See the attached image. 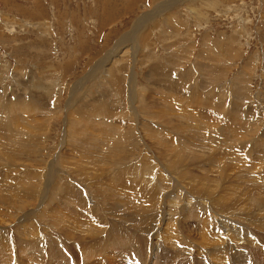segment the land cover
Returning a JSON list of instances; mask_svg holds the SVG:
<instances>
[{
	"label": "rangeland",
	"instance_id": "obj_1",
	"mask_svg": "<svg viewBox=\"0 0 264 264\" xmlns=\"http://www.w3.org/2000/svg\"><path fill=\"white\" fill-rule=\"evenodd\" d=\"M32 102L38 106L20 128V148L8 145L23 153L12 164L0 155V194L15 188L27 198L22 210L0 204L9 211L0 213V247L7 246L3 240L12 247L11 234L15 241L11 264L26 252L21 239L29 242L39 232L61 241L64 233L48 216L60 218L52 192L65 200L78 186L99 205L120 174L133 178L135 188L127 193L139 196L133 207L140 212L124 218L107 207L106 217L118 218L110 222L114 230L136 219L153 256L148 264H264V0H0V111L15 115L21 103ZM107 112L126 133L127 124H137L127 151L116 155L108 152L107 137L106 147L89 143L93 120L112 122ZM41 117L54 121L48 127L38 123ZM64 131L69 138L61 148ZM50 164L54 181L42 204L40 192L27 185H43L45 177L32 178L33 171L47 172ZM101 173L96 197L82 174L92 179ZM122 199L118 204L126 207ZM158 227L154 242L149 235ZM177 239L178 247L170 244ZM80 249L82 257L93 251Z\"/></svg>",
	"mask_w": 264,
	"mask_h": 264
},
{
	"label": "bare ground",
	"instance_id": "obj_2",
	"mask_svg": "<svg viewBox=\"0 0 264 264\" xmlns=\"http://www.w3.org/2000/svg\"><path fill=\"white\" fill-rule=\"evenodd\" d=\"M163 9V8H162ZM161 11V10H160ZM154 13V12H153ZM151 13V14H153ZM143 20V19H142ZM141 20V21H142ZM145 20V19H144ZM144 22V21H143ZM135 28V27H134ZM130 34V33H129ZM135 34V33H134ZM132 35V34H131ZM127 36V35H126ZM126 38V37H125ZM128 39V38H127ZM158 88V87H157ZM75 90V89H74ZM145 90L144 88L141 90L143 91ZM146 91V90H145ZM144 91V92H145ZM146 93H144L143 95H145ZM197 97V96H196ZM130 98L131 101L135 100V93L134 91L130 93ZM138 100V99H137ZM201 100V99H200ZM139 101V100H138ZM137 101V102H138ZM143 101V100H142ZM27 102V101H26ZM141 102V101H140ZM140 102H138L140 104ZM144 102V101H143ZM169 102V101H168ZM16 103V102H15ZM18 103V102H17ZM31 103V102H30ZM138 103L137 106H138ZM135 105V104H134ZM38 105L36 104H32L28 105L25 103H21V111L19 110V112L15 115H12L9 111H5V112H1L0 111V155L1 156H9V160H10V164H12L13 162L16 161L17 156H20L22 152H18V149L13 150V148H11L12 150L9 152V148L8 145H18L20 143V140H22L20 137L23 135L22 131H20V128L23 127V122L25 119H28L27 121L31 120V109L34 110ZM131 106V105H130ZM196 106V105H195ZM35 107V108H34ZM70 108V107H69ZM145 108V107H144ZM104 109V108H103ZM131 109V108H130ZM141 108H139L140 110ZM148 109V108H147ZM178 109V108H177ZM15 110V109H14ZM24 110V113L30 114V115H26L20 117L19 115L24 114L22 113ZM36 110V109H35ZM34 110V111H35ZM151 110V109H150ZM13 111V110H12ZM11 111V112H12ZM31 111V112H30ZM44 111V110H43ZM163 111V109H162ZM37 112V111H36ZM102 112V111H101ZM214 112V111H213ZM40 114H42L41 112H39ZM33 114V113H32ZM38 114V113H37ZM45 114V113H44ZM43 114V115H44ZM50 114V113H49ZM108 118H112V122L110 121H105V119H102L99 122L96 121H92L91 123L95 122L96 124V128L94 129V133L97 134L100 139L98 140L97 137L94 135V133L92 132L91 134H88L89 137H91L92 139L90 140L89 143L93 144L94 146L97 145H101L104 144L105 147L107 146L106 141L104 140L105 137L109 138V142L108 145L110 146V148L108 149V152L111 151L112 153L115 154L116 151H118V149H121L123 151H127V143L132 140V137H134L135 134H137V124L134 123H130L127 124L129 126L128 130H131V133L129 131H127V133L130 135L128 136L127 133L125 132V130L123 129V126L120 124H115V117L114 116H110V114H112L111 112H107L106 113ZM25 115V114H24ZM100 115V114H99ZM214 115V114H213ZM83 117V116H82ZM105 117V116H104ZM162 117L161 114H157L156 118H160ZM49 118V116H48ZM53 117H50V119H52ZM100 118V117H99ZM134 118V117H133ZM137 118V117H136ZM97 119V117H96ZM209 119V118H208ZM36 120L38 121L39 124H41L42 122L47 125L48 127L50 126V124H52V122L54 120H48L45 118H36ZM167 120V119H165ZM199 120V119H198ZM134 121V120H133ZM132 122V121H131ZM166 122V121H165ZM208 122V121H207ZM89 123V122H88ZM73 124V123H72ZM196 124V123H195ZM77 125V124H76ZM70 126V125H69ZM78 126V125H77ZM201 126V125H200ZM35 127V126H34ZM33 127V128H34ZM71 127V126H70ZM40 127H38L39 129ZM41 129V128H40ZM44 129V128H43ZM47 129V128H46ZM51 128L47 129L50 130ZM81 130V129H79ZM86 130V129H85ZM67 131V130H66ZM64 131V136H63V142H61L63 147V143L66 141L67 138H69V131L66 132ZM87 131V130H86ZM240 131V129L238 130ZM247 131V130H246ZM66 132V133H65ZM79 131H76V135ZM84 132V131H83ZM88 132V131H87ZM233 132V131H232ZM36 133V132H35ZM74 133V132H73ZM201 133V132H200ZM240 133V132H239ZM84 134H87L86 132H84ZM236 134V132H235ZM246 134V133H245ZM34 135V134H33ZM211 135H215V134H211ZM219 135V134H218ZM229 135V134H228ZM146 136V135H145ZM227 136V135H226ZM234 136V135H233ZM33 137V136H32ZM220 137V136H219ZM218 137V138H219ZM222 137V136H221ZM28 138V137H27ZM232 138V137H231ZM231 138H229V140H231ZM30 139V138H29ZM27 140V139H25ZM35 140V139H34ZM145 140V139H144ZM228 140V139H227ZM228 140V142H229ZM234 140V139H232ZM24 141V140H23ZM22 142V141H21ZM33 142V141H32ZM86 142V141H85ZM149 142V141H147ZM169 142V141H167ZM28 143V142H27ZM73 143V142H70ZM166 143V142H165ZM22 144V143H20ZM66 144V143H65ZM77 144V143H76ZM33 145V144H30ZM74 145V144H73ZM72 145V146H73ZM114 145V147H112ZM19 146V145H18ZM26 146V145H25ZM67 146V145H66ZM13 147V146H12ZM65 147V145H64ZM75 147V146H74ZM167 147V146H166ZM225 147V146H224ZM229 147V146H228ZM20 148V146H19ZM73 148V147H72ZM78 149V148H77ZM20 150V149H19ZM102 150V149H101ZM172 150V149H171ZM28 151V150H27ZM63 151V150H62ZM60 152V151H58ZM175 152V151H174ZM227 152V151H226ZM17 153V154H16ZM61 153V152H60ZM64 153V152H63ZM117 153V152H116ZM179 153V152H178ZM81 154V153H79ZM222 154V153H221ZM230 154V153H229ZM24 155V154H23ZM62 155V154H61ZM65 155V154H64ZM69 155V153H67V156ZM85 155V154H84ZM87 155V154H86ZM116 155V154H115ZM120 155V154H119ZM163 155V154H162ZM179 155V154H178ZM16 158H14V157ZM66 156V157H67ZM83 155H81L82 157ZM126 156V155H125ZM186 156V155H185ZM13 157V158H11ZM62 157V156H61ZM60 157V158H61ZM78 157V156H76ZM80 157V158H81ZM4 158V157H0ZM63 158V157H62ZM61 158V159H62ZM84 158V157H83ZM166 158V157H165ZM231 158V157H230ZM60 159V160H61ZM86 159V158H85ZM113 159V158H112ZM159 159V157H158ZM162 159V158H161ZM185 159V158H184ZM218 159V158H217ZM263 159V158H262ZM6 162H8L6 159H4ZM54 160V159H52ZM69 160V159H68ZM83 160V159H82ZM143 160V159H142ZM211 161L215 162V159H210ZM2 161V160H1ZM71 161V160H70ZM12 162V163H11ZM21 162V161H20ZM55 162V160H54ZM76 162V161H74ZM85 162V161H84ZM92 162V160H91ZM90 162V163H91ZM156 162V161H155ZM168 162V161H167ZM196 162V161H195ZM52 163V162H50ZM72 163V162H71ZM82 163V161H81ZM119 163V161H118ZM157 163V162H156ZM170 163V162H169ZM200 163V162H198ZM203 163V162H202ZM80 164V163H79ZM92 164V163H91ZM168 164V163H167ZM187 164V163H186ZM206 164V163H205ZM204 164V165H205ZM64 165V164H63ZM62 166V165H60ZM65 166V165H64ZM67 166V165H66ZM72 166V165H71ZM86 166V165H85ZM103 166V165H102ZM170 166V165H169ZM184 166V165H183ZM187 166V165H185ZM193 166V165H192ZM207 166V165H206ZM54 167L53 164H50V168L47 170V172H43L41 173L40 170L38 171H33V175L32 178L35 177L37 180L40 179V177L44 176L45 177V182L42 185V182L40 181L39 183H34V184H28L27 188L31 189V193H35L36 195V191H38L39 194V200L42 201L41 203H46L44 202V198H47L46 193L49 192V184L51 186V182L54 181L52 174L50 169L52 170V168ZM105 167V166H104ZM74 168V167H73ZM72 168V169H73ZM82 168V167H81ZM35 169V168H34ZM32 169V170H34ZM70 169V168H69ZM70 169V170H72ZM87 169V168H86ZM140 170V168H138ZM206 169V168H205ZM204 169V170H205ZM241 169V168H240ZM60 170V169H59ZM88 170V169H87ZM128 170V169H127ZM138 170V171H139ZM182 170V169H181ZM185 170V169H184ZM196 170V169H195ZM232 170V169H231ZM244 170V169H243ZM31 171V170H30ZM53 171V170H52ZM94 171V170H93ZM104 171V170H103ZM122 171V170H121ZM142 171V168L141 170ZM202 171V170H201ZM68 172V171H66ZM119 172V171H118ZM123 172V171H122ZM192 172V171H190ZM212 172V171H211ZM214 172V171H213ZM93 173V172H92ZM131 173V172H130ZM133 173V172H132ZM136 173V172H134ZM204 173V172H202ZM29 174V175H30ZM145 174V173H144ZM188 174V173H187ZM214 174V173H213ZM28 175V176H29ZM37 175V176H34ZM180 175V174H179ZM215 175V174H214ZM60 176V175H59ZM208 176V175H207ZM50 177V179H49ZM82 177H84V184H86L89 188V186L94 189H96L97 192H99V195H96L95 193L94 196L96 197H100L101 196V189H100V185L102 182V178H103V173L94 176L92 179H88L87 177H85L82 174ZM105 177V176H104ZM209 177V176H208ZM214 177V176H213ZM216 177V176H215ZM29 178V177H28ZM115 187H114V191L111 192L110 196L107 198H102V202H100L99 205L97 204H93L92 203V198L90 197V195L87 193L86 196L83 193V191H81V189L78 191L79 187L75 186V188H70L69 191H67L68 196L65 198V200H59L57 199V194L54 195V192H52V198L55 199L56 197V202H57V207L59 210V216L61 219L63 220H69V222L66 221V223H61V219L59 217L55 218L54 215H48L50 216V219L53 220L52 224L54 225V227L57 230H60L64 233L63 236H60L61 241H58L57 239H51V237H43L39 232H37V234H34L35 236L33 238L30 239V241L28 242L27 239H21L22 243H25L24 247L26 249V252L21 253L20 255V260H18V263L21 262V264H95L96 259L95 258H100L101 259V263L100 264H148L149 262L153 261V256L149 253H147V248L145 247V243L142 244L143 242V236L141 235V231H144L143 228H141L140 226H138L140 229H137V225L136 224V219L132 220V219H126L124 220L122 223L123 227H119L122 225H118V227L116 226L117 230H114V225L111 224L110 222H114V221H118V218H113L110 217L109 219L106 217L107 214H109L107 207L108 208H112L113 210H118V211H122L124 214V218L126 216H128V218L130 216H134L135 212L138 210H135L133 206H135V202L133 199V197L136 195L134 194H128L127 192H129V189H133L135 188V182L133 180V178L128 175L123 176V175H117L115 176ZM140 178V177H139ZM168 178V177H167ZM182 178V177H181ZM107 179V178H106ZM163 179V178H162ZM218 180V178H216ZM248 179V178H247ZM30 179L27 180V182H29ZM60 180V179H59ZM78 180V179H77ZM150 180V179H149ZM223 180V179H221ZM43 181V179H42ZM58 181V180H57ZM116 181H121L122 183L125 184V188L120 187L121 185H117ZM152 181V180H151ZM165 181V180H164ZM211 181V180H210ZM215 181V180H214ZM219 181V180H218ZM224 181V180H223ZM228 181V180H227ZM144 182V179H143ZM167 182V181H166ZM160 183V182H159ZM54 184V183H53ZM219 184V183H218ZM18 185V184H17ZM42 185V186H41ZM85 185V186H86ZM92 185V186H91ZM143 185V184H142ZM145 185V184H144ZM150 185V183H149ZM152 185V184H151ZM195 185V184H194ZM220 185V184H219ZM86 186V187H87ZM146 186H148L146 184ZM218 186V185H217ZM235 186V185H233ZM20 187V185L18 186ZM137 187V186H136ZM155 187V186H154ZM220 187V186H218ZM244 187V186H243ZM146 188V187H145ZM151 188V187H149ZM239 188V186H238ZM237 188V189H238ZM241 188V186H240ZM15 189V188H14ZM10 191L8 194H0V204H5V202H9V206L13 209L16 210H22L24 209V207L27 205V198L25 197V195H19V193L17 192V190L14 191ZM17 189V188H16ZM40 189V190H39ZM195 189V188H194ZM218 188H216L215 190H217ZM242 189V188H241ZM26 190V188L24 189ZM147 190V189H146ZM224 190V189H222ZM2 192H5V190H0ZM51 191V190H50ZM193 191V190H192ZM195 191V190H194ZM26 192V191H24ZM30 193V192H29ZM30 193V194H31ZM232 193V192H231ZM28 195V194H27ZM26 195V196H27ZM46 195V196H45ZM57 195V196H56ZM141 195V194H140ZM164 195V194H163ZM18 196H24L23 199L18 200L16 197ZM50 196V195H49ZM138 196V195H137ZM223 196V195H222ZM29 197V196H28ZM31 197V195H30ZM124 197L125 201L121 198ZM153 197V196H152ZM139 198V196H138ZM138 198L136 200H138ZM261 198V197H260ZM26 199V200H24ZM48 199V198H47ZM123 200V205H127V206H131V207H123L120 206L118 203L120 202L119 200ZM140 199V198H139ZM142 199V197H141ZM10 200V201H9ZM69 200H72L71 202ZM135 200V201H136ZM59 201V202H58ZM89 201H90V206L89 205ZM144 201V199H143ZM150 201V200H149ZM122 202V201H121ZM142 202V201H141ZM140 202V203H141ZM151 202V201H150ZM194 202V201H193ZM253 202V200H252ZM55 203V202H54ZM139 203V202H138ZM148 203V202H147ZM259 203V202H258ZM146 204V202H145ZM46 205V204H45ZM56 205V203H55ZM139 205V204H137ZM144 205V203H143ZM156 205V204H155ZM198 205V204H197ZM142 206V204H141ZM55 207V206H54ZM73 207H76V211L79 212L81 210V213L79 215H77L76 211L73 209ZM133 207V208H132ZM137 207V206H136ZM144 207V206H142ZM66 209H68L69 211L65 212ZM140 208V205H139ZM145 208V207H144ZM198 208V207H197ZM254 208V207H253ZM6 209V208H5ZM142 209V208H140ZM187 209V208H186ZM87 210L90 214L91 217H94V220L92 223H90V218H88L83 211ZM145 210V209H144ZM192 210V209H191ZM6 211V210H5ZM5 211L2 212L0 209V213L1 216L5 215ZM48 211V210H47ZM112 211V210H111ZM139 211V210H138ZM178 211V210H177ZM204 211V210H203ZM13 211H11L10 213H12ZM50 212V211H49ZM140 212V211H139ZM138 212V213H139ZM182 212V211H181ZM6 213H9V211L7 210ZM114 213V212H113ZM116 213V212H115ZM140 214H144V213H140ZM88 215V214H87ZM109 216V215H108ZM111 216V214H110ZM181 216V215H180ZM120 217V215L118 216ZM210 217V216H209ZM9 218V217H8ZM139 218V216H138ZM121 219V218H120ZM71 221V222H70ZM121 221V220H120ZM65 222V221H64ZM82 222V223H80ZM201 222V221H200ZM55 223V224H54ZM88 223V224H86ZM167 223V222H166ZM86 224V229H83V225ZM110 224V225H109ZM117 224V223H116ZM23 225V224H22ZM100 225V227H99ZM102 225V226H101ZM169 225V224H168ZM167 224L163 223V228H165L166 226H168ZM171 225V224H170ZM174 225V224H173ZM108 227L107 230L103 229L104 227ZM17 227V225H16ZM102 227V228H101ZM172 227V226H171ZM196 227V226H195ZM6 228V227H5ZM9 228V227H8ZM13 227L9 228L10 230H12ZM151 228V227H150ZM169 228V227H167ZM167 228H165L167 230ZM164 229V230H165ZM175 230L177 228H174ZM16 230V229H14ZM190 230V229H189ZM195 230V229H194ZM201 230V229H200ZM39 231V229H38ZM102 231H104V233H101ZM168 231V230H167ZM188 231V230H187ZM192 231V230H191ZM1 232V231H0ZM17 232V231H16ZM44 232V231H43ZM41 232V233H43ZM61 232V233H62ZM76 232H78V234H76ZM164 232V231H163ZM171 232V231H170ZM176 232V231H175ZM174 232V233H175ZM180 232V231H177ZM155 232H152V234L149 235L150 238L152 239H156L154 240L157 241L160 238V234L161 233V228L158 227L157 228V234L154 235ZM166 233V232H165ZM168 233V232H167ZM173 233V234H174ZM6 234V232H5ZM10 234V233H9ZM203 234V233H202ZM46 235V234H45ZM62 235V234H61ZM145 235V234H144ZM37 236H41V237H37ZM59 236V235H57ZM5 237V236H4ZM106 237V238H104ZM188 237V236H187ZM6 238V237H5ZM179 238V237H178ZM11 239H12V247L9 246V243H11V240L6 241L3 240V242H5L7 244L6 245H2V247H0V264H4V261L6 260L7 263L6 264H11L12 263V253H13V248L15 249L14 251H16L15 248V241L13 238V235L11 234ZM172 239V238H171ZM73 242V248H74V243L75 246L79 249L78 251H72V246L71 241ZM146 240V238H145ZM152 241V240H151ZM169 241V240H168ZM178 242L179 240H173V241H169L170 244L177 246L176 243L174 242ZM20 242V239H18L17 243ZM203 242H205L203 240ZM150 243V241H149ZM164 243V242H163ZM180 243V242H179ZM0 244H2V239L0 238ZM66 244V246H65ZM183 244V243H182ZM22 245V246H23ZM83 246L84 249L89 250L92 249V252H87L83 257L81 255V249L80 246ZM148 245V244H147ZM181 245V243H180ZM182 246V245H181ZM180 246V247H181ZM178 247V246H177ZM150 248V247H149ZM24 249V248H23ZM64 249H68L69 251H65ZM75 249V248H74ZM142 251L144 253H142ZM153 251V250H152ZM109 252V253H108ZM159 252V251H158ZM7 253V254H5ZM110 253H113L114 256H108ZM116 253V254H115ZM154 253V251H153ZM152 253V254H153ZM17 254V253H16ZM155 254V253H154ZM15 255V254H14ZM155 256V255H154ZM115 258H119V261L115 262ZM155 263L158 260V257H156L155 259ZM158 262V261H157ZM14 263V262H13ZM16 263V264H18ZM259 263V262H258ZM20 264V263H19ZM153 264V263H151Z\"/></svg>",
	"mask_w": 264,
	"mask_h": 264
}]
</instances>
